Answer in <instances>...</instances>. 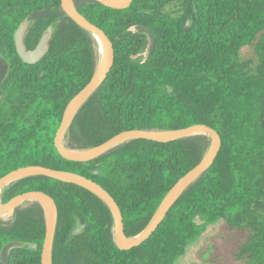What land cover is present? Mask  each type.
<instances>
[{
    "label": "trees",
    "instance_id": "16d2710c",
    "mask_svg": "<svg viewBox=\"0 0 264 264\" xmlns=\"http://www.w3.org/2000/svg\"><path fill=\"white\" fill-rule=\"evenodd\" d=\"M73 1L112 42L114 64L73 119L67 148L88 151L132 130L207 125L219 134L220 151L157 231L129 251L115 243L109 205L77 183L27 177L5 190L3 202L29 192L54 200L52 264H175L221 220L229 245L246 234L240 247L245 264H264V0H134L124 10ZM26 18L29 50L54 28L48 54L35 65L24 63L15 45ZM138 25L156 37L151 59ZM251 45L255 66L238 59ZM0 56L9 66L0 88V179L29 166L82 176L115 200L128 238L149 226L211 149L212 140L198 135L170 143L133 140L85 163L63 158L55 138L67 108L96 73L99 45L64 12L62 0H0ZM46 231L42 205L22 206L11 221L0 219V253L8 242H25L27 248L12 251L11 264H42Z\"/></svg>",
    "mask_w": 264,
    "mask_h": 264
},
{
    "label": "water",
    "instance_id": "95a60500",
    "mask_svg": "<svg viewBox=\"0 0 264 264\" xmlns=\"http://www.w3.org/2000/svg\"><path fill=\"white\" fill-rule=\"evenodd\" d=\"M97 1L101 2L102 4L106 5L109 8L116 10H124L129 8L134 0H124V3L122 4H116L115 0H97ZM62 8L64 12L75 23H77L81 28H83L84 30H86L87 32L93 35L95 40L98 42V45H99V41L97 40V36L101 38V40L105 43V47H106V55L105 57H103L99 45V64L96 73L90 84L71 102V104L67 108L61 126L57 132L55 138V145L58 152L63 158L73 162H80V163L90 162L106 155L107 153L111 152L117 147L133 140H151L161 143H170L198 135L207 136L212 140L211 149L207 154V156L204 158V160L195 169H193L190 173H188L182 180H180V182L173 188V190L163 201L161 207L159 208L158 212L154 216L149 226L141 234L132 238H128L125 235L123 216L115 200L106 191H104L98 184L90 180H87L82 176H79L71 172L51 170L40 166H29L15 170L0 179V188L7 183H11L9 185L10 187L13 183L21 179L31 176H37V175L48 176L64 182L77 183L87 188L88 190L98 195L109 205L114 215L113 235H114L115 243L120 250L129 251L133 248L141 246V244H143L146 240H148L157 231L158 227L165 219L167 213L174 206L177 200L181 197L184 191L209 169V167L213 164L216 156L220 151L221 143H222L221 138L213 128L207 125H194L185 129L165 131V132L132 130V131L122 132L116 135L115 137H113L112 139H110L109 141L103 143L102 145L90 149L88 151L80 152V151L71 150L78 154H82L80 156L69 154L67 150L70 149H68L65 144L66 134L80 108L98 89V87L101 85V83L104 81V79L111 71V68L114 64V48L112 42L107 37L105 32L102 31L100 28L96 27L95 25L91 24L84 17H82L80 13L77 11L76 7H75L76 14H73L71 12L68 6V0H62ZM30 27H31V21L29 18H26L17 29L14 39H15L17 53L19 57L22 59V61L29 65H35L39 63L48 54L50 50V43L54 33V28L49 27L43 34L37 47L34 50H29L25 44V38L26 35L28 34ZM135 32L140 35H145L148 38L147 58L151 59L153 57L156 48V37L153 31L145 26L138 25L135 27ZM8 71H9V66L7 61L0 56V88L8 74ZM98 82L99 85L94 89V91L90 93V90L94 88V86ZM157 134H162V137H157L156 136ZM86 184L95 187L102 194V196L96 193L91 188H89ZM182 188L183 190L181 191ZM39 200H45L50 203L51 205L50 218L48 217L47 210L42 205V203L39 202ZM33 202H37L40 205H42V207L45 209L46 212L47 231H46V239L43 247L42 264H48V252L50 248H51L50 264H52L53 240H54L55 230L57 226V219H58V209L53 199H51L48 195L42 192H29V193L21 194L10 200L8 203H4L3 199H1L0 219L6 221L7 219V217L5 216L6 214L12 215V217H14L15 211L18 208ZM27 247L28 244L25 242H19V241L8 242L3 246L0 253L1 264H11L12 251L15 249H24Z\"/></svg>",
    "mask_w": 264,
    "mask_h": 264
},
{
    "label": "rangeland",
    "instance_id": "374dc122",
    "mask_svg": "<svg viewBox=\"0 0 264 264\" xmlns=\"http://www.w3.org/2000/svg\"><path fill=\"white\" fill-rule=\"evenodd\" d=\"M238 59L242 62H252L255 66L258 63L255 46L251 45L241 49ZM12 218L10 215L6 222L11 221ZM223 226L224 220L208 226L175 264H245L244 257L240 256V247L246 234L239 232V242L237 241L236 245L232 243L229 245V242L225 240L226 237L221 238Z\"/></svg>",
    "mask_w": 264,
    "mask_h": 264
},
{
    "label": "bare ground",
    "instance_id": "6f19581e",
    "mask_svg": "<svg viewBox=\"0 0 264 264\" xmlns=\"http://www.w3.org/2000/svg\"><path fill=\"white\" fill-rule=\"evenodd\" d=\"M115 3L116 4H122L124 3V0H115ZM68 6H69V9L71 10V12L73 14H76V10H75V7H74V4H73V0H68ZM97 40L99 41V45H100V49H101V52H102V56L105 57L106 55V47H105V43L101 40L100 37L97 36ZM99 85V82L94 86V88H92L90 90V93L92 91H94V89ZM157 137H162V134H157L156 135ZM67 152L71 155H76V156H80L82 154H78L76 152H73L71 150H67ZM11 183H7L5 185H3L1 188H0V201H1V198L5 192V190L9 187ZM89 188H91L92 190H94L96 193H98L99 195L102 196V194L93 186L89 185V184H86ZM184 188V187H183ZM183 188L181 189V191L183 190ZM39 202L42 203V205L45 207V209L47 210V213H48V217L50 218L51 217V205L48 201H45V200H39ZM7 218L10 216L9 214H6L5 215ZM50 256H51V248L49 249V252H48V264H50Z\"/></svg>",
    "mask_w": 264,
    "mask_h": 264
}]
</instances>
